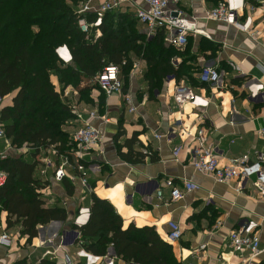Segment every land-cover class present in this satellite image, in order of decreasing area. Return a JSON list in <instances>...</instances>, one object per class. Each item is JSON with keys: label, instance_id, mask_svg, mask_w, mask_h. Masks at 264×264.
<instances>
[{"label": "crops", "instance_id": "0c3cea01", "mask_svg": "<svg viewBox=\"0 0 264 264\" xmlns=\"http://www.w3.org/2000/svg\"><path fill=\"white\" fill-rule=\"evenodd\" d=\"M133 1L135 3L131 6L125 4L131 12H135L138 6H146L145 0ZM182 4L187 13L198 17L199 26L209 34V37L191 36L193 44H190V49L189 44L182 49L187 48L185 55L188 59L194 57L189 63L195 67L193 76L198 84H192L187 78L182 81L196 92L205 94L210 100L209 105L196 107L185 103L179 107L173 93L175 84L182 81L174 78L164 80L161 89H156L150 96L149 83L143 74L148 64L141 58L139 67L142 74L131 75L133 82L127 91L134 98L136 111L128 110L120 94L107 97L106 104L100 109V92L93 93L96 102L93 106L100 114H107L110 121L105 123L99 118H90L88 114L83 123L80 120L75 122L82 125L88 121L97 125L105 138L101 148L76 154V162H72L67 155L59 160L64 164L65 176L76 186L74 194L68 193L63 180L55 178L57 166L50 162L53 159L52 149L45 151L48 153L45 157H39L44 164L38 170V176L50 182L43 198L48 206L65 207L67 220H53L39 225L38 236L27 242V236L20 235L18 226L7 228V212L0 205V233L8 232L13 241L11 246L0 244V264H34L38 261L46 264H86V259L78 255L82 247L75 238L68 240L67 235H73V229H76L72 225H76L79 210L90 208L92 191L113 203L124 219L125 228L131 223L137 227L154 226L159 235L173 245L177 258L183 264L240 263L248 254L236 253L229 247V233L248 220L259 222L264 249V197L254 184L257 174L250 175L242 183L237 179L219 182L212 176L197 172L190 163L194 134L202 125L209 128V142L215 147L221 164L230 163L244 154L250 156L251 162L258 160V154L264 155V139L260 134L264 125V90L252 98L245 89L247 77L258 78L264 83V33L261 31L260 39L255 41L224 21L205 19L206 12L216 5L214 0H182ZM140 27L146 30L145 25L140 24ZM203 39L208 42L207 51L200 49ZM210 54L212 57H209ZM185 55H176L174 60L179 64ZM231 60L239 63L247 77L238 75L232 69ZM206 62L221 71L217 85L205 84L199 78ZM52 80L61 92L63 89L57 76H53ZM72 92L77 94L73 86H67L63 97H69ZM16 94L17 91H14L4 97L3 107L12 105ZM134 134L138 136L135 147L139 148V143H142L153 148L159 155L157 161L147 158L143 163H131L121 158L119 145H124L126 139ZM23 151L0 138V153L22 154ZM29 151L24 157L32 162L34 150ZM122 151H128V147L123 146ZM93 162L102 165L100 171L91 169L89 164ZM261 164L264 167V158ZM80 166H84L87 172L89 188L82 186L77 175L79 171L75 167ZM168 180L173 182L172 186L167 184ZM185 180L193 181L195 188L185 198L172 200L173 189L183 188ZM158 189L163 192L161 198L157 195ZM170 221L179 222L182 229L181 238L174 242L167 240ZM109 252L115 255L113 247L109 248ZM115 264L130 263L115 256ZM250 264H264V251Z\"/></svg>", "mask_w": 264, "mask_h": 264}, {"label": "trees", "instance_id": "16d2710c", "mask_svg": "<svg viewBox=\"0 0 264 264\" xmlns=\"http://www.w3.org/2000/svg\"><path fill=\"white\" fill-rule=\"evenodd\" d=\"M84 1L0 0V95L6 97L17 91L13 104L2 108L1 121L13 147L34 150L32 162L19 153L0 159V170L7 174L6 182L0 186V205L7 212V228L18 226L20 235L27 236V242L38 236L39 225L68 218L65 207L47 205L43 194L50 182L38 176L44 164L39 157L47 149H52L57 157L67 155L76 162L78 145L73 141L72 131L65 127L77 118L72 105L63 98L67 86H73L81 100L95 105L92 91L99 89L96 77L106 67L117 65L123 90L127 92L133 56L147 62L144 77L151 89L167 78L176 81L187 78L198 84L193 76L195 67L189 63L194 57L188 59L187 48L168 45L164 30L149 37L129 9L107 11L98 36L97 28H92L90 33L82 31L79 19L86 18L91 23L96 17L93 11L78 13ZM219 1L214 0L216 4ZM191 43L190 36L188 49ZM64 44L72 54L69 63L56 53V48ZM207 44L203 39L200 49L207 51ZM179 54L185 58L177 64L174 57ZM53 76H57L61 92L56 89ZM100 92L101 109L107 95ZM137 137L134 134L124 145H119L121 158L131 163H143L147 158L157 161L159 155L153 148L142 143L135 147ZM123 146L128 151H122ZM62 180L68 193L74 194L76 186L66 176ZM90 198L88 221L82 226L72 225L81 232L76 240L80 247L101 256L108 255L113 247L115 256L127 262L183 264L173 245L154 226L137 227L131 223L125 228L123 217L110 200L94 191Z\"/></svg>", "mask_w": 264, "mask_h": 264}, {"label": "built area", "instance_id": "2783aa9c", "mask_svg": "<svg viewBox=\"0 0 264 264\" xmlns=\"http://www.w3.org/2000/svg\"><path fill=\"white\" fill-rule=\"evenodd\" d=\"M146 6H138L135 9V16L139 22L146 26L145 32L149 37L155 35L158 30H164L166 43L176 48L183 49L189 43L190 36L209 37L208 32L199 26L197 16L187 13L182 0H145ZM133 0H86L80 4L79 14L93 11L96 14L93 22L89 23L86 18L79 19V26L82 31L90 33L92 28H97L96 36L100 35L99 27L102 25L103 17L109 10L127 9L125 4H134ZM207 20L224 21L228 25H232L249 35L257 41L260 34L264 33V0H221L213 8L208 10L205 15ZM261 27V28H260ZM262 31V32H261ZM60 49H65L69 59L66 60L60 54ZM56 53L64 62L72 61V54L67 45H61L56 48ZM233 70L238 75L246 76L239 63L234 60L229 62ZM137 70L132 71V76L136 75ZM199 78L201 82L209 85H217L221 79V71L214 64L207 63L203 65ZM99 89L105 92L107 96L120 94L130 112L136 111L134 98L132 94L124 92V83L120 78V67L112 65L106 67L105 70L96 77ZM245 89L252 98H256L264 90V83L258 78H246ZM173 98L175 103L182 107L185 103H191L196 107H207L209 98L202 93H198L195 89L182 81L175 84ZM4 97L0 95V138H4L8 145H11L4 130V124L1 121V111L3 108ZM76 114V120L81 117V112L77 107H73ZM90 118H99L102 122H109L110 118L107 114H100L97 109H92L89 113ZM260 134L264 139V125L260 129ZM73 141L78 145L79 150L76 154L81 155L93 148L100 147L105 135L101 129L92 124L85 122L72 131ZM195 144L190 148V163L195 170L204 175L212 176L219 182H228L237 179L240 183L245 181L252 174H257L255 186L264 197V167L261 161L264 158L262 153L257 155V161L251 162L250 156L244 154L241 157L232 159L230 163L221 164L215 147L209 142V128L206 125L200 126L194 134ZM101 148V147H100ZM9 154L0 153V159H5ZM51 162V161H50ZM101 164L95 163L91 165V169L95 172L101 170ZM81 184L84 188H89L88 179L84 166L77 167ZM44 173L46 171H43ZM66 175L64 164L60 163L55 168V178L62 180ZM7 179L6 172L0 170V186L4 185ZM168 185L172 186L173 182L168 180ZM195 188V184L191 180L184 181L183 188H174L172 192V200L179 201L187 195L188 192ZM157 195L162 197L163 192L158 189ZM90 216V208L82 207L79 210V216L76 218L75 224L82 226ZM170 231L167 233V240L170 242L177 241L182 236L180 223L177 221L169 222ZM260 224L254 220L245 221L241 226L234 228L229 233V247L239 254L248 255L237 264H250V262L264 251L262 247L261 236L259 234ZM75 240L81 237L79 229H73ZM12 237L8 232L0 233V244L11 246ZM205 245H203L204 247ZM80 257L86 259V264H115V255L101 256L88 252L84 248L78 251ZM130 264H140L135 261ZM34 264H46L38 261ZM191 264V263H187Z\"/></svg>", "mask_w": 264, "mask_h": 264}, {"label": "rangeland", "instance_id": "374dc122", "mask_svg": "<svg viewBox=\"0 0 264 264\" xmlns=\"http://www.w3.org/2000/svg\"><path fill=\"white\" fill-rule=\"evenodd\" d=\"M193 44V42L191 43V45ZM141 60H140V58H137V57H135V59H134V66H133V70L135 69V70H137V72H136V75H139V74H142V70L140 69V67H139V62H140ZM132 70V71H133ZM147 70H148V68H147ZM147 70H143V74H145V72L147 71ZM131 74H132V72H131ZM131 74H130V84H129V88H130V86H131V84H132V82H133V80H131ZM135 81V80H134ZM164 82V81H163ZM163 82H160L155 88H153V89H151V88H149V95L150 96H152L153 94H154V92L156 91V89H161V86L163 85ZM128 88V89H129ZM98 92H100L99 91V89L98 88H96L95 89V91L93 90L92 91V94L93 93H98ZM100 95H101V92H100ZM99 95V96H100ZM107 97H109V96H106V99H107ZM64 99H65V97H63ZM66 102L67 103H70L71 105H72V107H77L78 108V110L81 112V117H79V120L82 122V121H86V118H87V116H88V113L92 110V109H96L95 108V106H93L92 104H90V103H87L86 101H84V100H81L80 99V97L78 96V94H75L74 92H72L71 94H70V96L69 97H66ZM98 110V109H97ZM101 111V110H100ZM102 112V111H101ZM78 120V121H79ZM77 120H71V122L69 123L70 125H71V127H69L68 125V123H66L65 124V127L67 128L68 127V129H70L71 131H74V129L75 128H77L78 126H80V125H77L75 122H76ZM83 123V122H82ZM78 148V150H79V147H76V149ZM24 149V148H23ZM22 149V150H23ZM26 152V153H25ZM51 152H52V157H53V159H51V162L53 163V165H54V167L55 166H57L58 165V162L59 163H61L60 161H62L63 160V158H62V156H60V157H57L56 155H55V153H54V151L53 150H51ZM50 152V153H51ZM27 153H30V151L29 152H27V150H25L24 149V151H23V153L21 154L22 156H24L25 154H27ZM50 153H49V155H50ZM48 153L47 152H43L42 154H41V157L42 156H44L45 157V155H47ZM60 160V161H59ZM95 163H97V162H93L92 164H89L90 166L91 165H93V164H95ZM101 166V168H102V165H100ZM41 168V167H40ZM65 169V168H64ZM66 172V171H65ZM86 177L88 178V176L86 175ZM67 238H68V240H73V236H72V234H68L67 235Z\"/></svg>", "mask_w": 264, "mask_h": 264}, {"label": "bare ground", "instance_id": "6f19581e", "mask_svg": "<svg viewBox=\"0 0 264 264\" xmlns=\"http://www.w3.org/2000/svg\"><path fill=\"white\" fill-rule=\"evenodd\" d=\"M60 54L62 55L63 58H65L66 60L69 59L68 54H66V50L65 49H60Z\"/></svg>", "mask_w": 264, "mask_h": 264}]
</instances>
